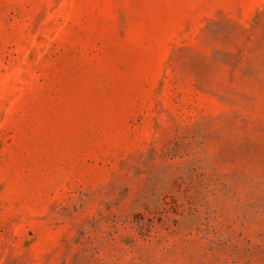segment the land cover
I'll list each match as a JSON object with an SVG mask.
<instances>
[{
  "label": "rangeland",
  "instance_id": "rangeland-1",
  "mask_svg": "<svg viewBox=\"0 0 264 264\" xmlns=\"http://www.w3.org/2000/svg\"><path fill=\"white\" fill-rule=\"evenodd\" d=\"M0 264H264V0H0Z\"/></svg>",
  "mask_w": 264,
  "mask_h": 264
}]
</instances>
